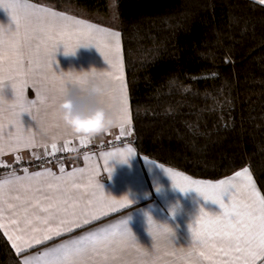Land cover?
I'll return each instance as SVG.
<instances>
[{
  "label": "crops",
  "instance_id": "0c3cea01",
  "mask_svg": "<svg viewBox=\"0 0 264 264\" xmlns=\"http://www.w3.org/2000/svg\"><path fill=\"white\" fill-rule=\"evenodd\" d=\"M252 1L261 4L259 0ZM16 2L20 0H0V95H3L0 96V183L14 180L15 177L22 179L5 185L0 193V230L12 250L19 255L20 263L23 264L27 259L32 261V264H49L55 259V249L62 245H71L82 236L122 220H128L127 227L135 237L134 246L131 242L123 243L99 252L88 248L82 254L74 255L75 264H216L219 260L227 259L214 256L210 249L192 241L191 225L200 216L199 210L219 214L222 212L219 204L206 201L203 193L194 190L180 191L176 182L163 171V168L172 167L136 152L131 140V123H123L119 81L112 78L115 91L111 107L117 115V123L111 130L89 139V142L83 145L79 137L69 136L53 140L40 133L35 122L24 112L28 108V99H34L38 93L41 94L49 88L55 89L57 82L53 79V69L58 72L67 71L69 68L87 70L90 66H95L97 69L106 70L110 67L107 61L115 58L114 45L105 33L77 34L71 26L64 27L69 22L58 18L25 20L21 10L16 11L20 18L17 27L16 21L12 19L13 12L7 7L8 4ZM28 2L85 20L99 28L118 31L108 25L67 11L56 10L43 3L31 0ZM41 28L44 32L40 31ZM48 36L52 39H48ZM120 49L123 61L121 38ZM122 75L126 85L124 62ZM121 126L124 128L123 134L120 131ZM53 143L57 144L56 151L72 152L79 148H86V151L68 157L63 164L52 163L27 168V172L25 169L11 170L17 165L31 163L53 152ZM128 148L133 150L131 154L126 151ZM107 153L114 155L107 156ZM245 167L247 166L235 172ZM61 168L64 173H61ZM47 170H51L53 175H47ZM77 170H83V173ZM37 172L44 175L35 177L33 174ZM73 172H77L75 177H69L68 174ZM235 172L214 180L182 173L193 179L217 183L233 177ZM250 173L252 175L251 170ZM57 177L63 179L57 180ZM253 180L264 196L254 177ZM179 183L183 184L182 181ZM49 184H59L60 187L52 189L48 187ZM73 184L79 187H73ZM101 197L105 199L102 201ZM108 198L120 201L127 198L128 203L124 207L117 205V210L105 207L107 215H100L96 220L89 217L88 224H84L81 218L80 227H73L72 231L62 229L59 236L52 233L51 239H42L46 229L55 228L60 219H71L73 213L81 216L85 208H99L107 203ZM222 200L225 204L231 203L227 193ZM89 201L92 203L89 204ZM52 204L56 207L49 208L47 212L41 210ZM57 208L66 209V213L57 212ZM50 214L52 218L45 224L44 220ZM148 215L158 222L168 223L175 232L172 238L169 239L156 230L149 234L146 223ZM196 227L200 225L197 224ZM33 236L41 238L42 243L31 241ZM16 237H23L25 241H30V245ZM46 252L51 255L44 256ZM189 252L191 255H188ZM201 252L204 256L200 255ZM209 256L212 258H205ZM256 264H264V258L257 259Z\"/></svg>",
  "mask_w": 264,
  "mask_h": 264
},
{
  "label": "trees",
  "instance_id": "16d2710c",
  "mask_svg": "<svg viewBox=\"0 0 264 264\" xmlns=\"http://www.w3.org/2000/svg\"><path fill=\"white\" fill-rule=\"evenodd\" d=\"M109 25L108 0H31ZM139 155L214 180L247 166L264 194V5L115 0ZM0 264H21L0 230Z\"/></svg>",
  "mask_w": 264,
  "mask_h": 264
},
{
  "label": "snow or ice",
  "instance_id": "6c2138e0",
  "mask_svg": "<svg viewBox=\"0 0 264 264\" xmlns=\"http://www.w3.org/2000/svg\"><path fill=\"white\" fill-rule=\"evenodd\" d=\"M259 2L264 5V0H259ZM7 7L12 10V19L16 21L17 27L19 26L20 18L16 15V11L21 10L25 20L34 18L39 21L45 18H58L61 21L69 22L65 24L64 27L71 26L77 34L90 35L92 33H105L110 37L114 45L113 50L115 52V58L114 60L107 61L111 69L109 75H111L114 80L120 82V103L124 113L123 123H131L127 87L123 83V61L120 56V33L118 31H109L105 28H99L85 20L75 19L62 13H57L50 8L37 7L29 3L28 0H20V2L11 3L8 4ZM40 31L44 32V29L41 28ZM48 39H52V37L48 36ZM38 49L39 44L37 45V50ZM115 73L119 74L114 75ZM39 98L40 94L38 93L37 99ZM120 131L121 134H123L124 128L122 126L120 127ZM79 139L82 145L89 142V138L85 136H81ZM28 142L30 143L31 141ZM52 149L53 152L57 150L56 143L52 144ZM126 151L131 154L133 150L128 148ZM106 155L112 156L114 154L107 153ZM87 159L88 157L86 156L85 160ZM60 171L64 173L63 168H61ZM77 171L81 174L83 173V170ZM163 171L176 182V187H178L180 191L188 192L189 190H194L197 193H203L206 201L219 204L222 209V212L219 214H209L204 212L203 209H200V216L197 217L194 224L191 225L192 241L194 244L210 249L214 256H223L227 258L217 261L216 264H256L257 259L264 258V196H262L257 189L248 167L235 172L233 177L227 180L222 179L217 183L193 179L172 168H163ZM25 172H27V169H25ZM76 174L77 172H73L68 175L74 178ZM33 175L35 177H40L44 175V173L37 172ZM47 175H53L51 170H47ZM21 179V177H15L14 180H6L0 183V193H2L5 185L18 182ZM56 179L62 180L63 177H57ZM179 181H182L183 184H180ZM48 187L57 189L60 185L49 184ZM73 187H79V185L73 184ZM97 187L99 186L97 185ZM226 193L231 200L230 204H225L222 200V197ZM104 199V197H101L102 201ZM37 203H39V201H37ZM62 203L66 204L67 201H62ZM91 203L92 202L89 201V204ZM127 203V198L123 201L108 198L107 203L99 208H85L81 216H77L73 213L71 219H60L55 228L48 227L46 229V233L42 239H51L52 233L59 236L62 229L72 231L73 227H80L81 218H83L84 224H88L90 223L89 217L91 220H96L100 218V215H107V212L104 211L105 207L111 210H117V205L124 207ZM54 207H56V205L52 204L49 205L48 208H42L41 210L47 212L49 208ZM25 211L27 210L25 209ZM0 212H2V210H0ZM57 212L66 213V209L57 208ZM51 218L52 216L50 214L49 217L45 218L44 223L47 224L48 220ZM147 221L150 225L153 224L151 216H147ZM197 224H199L200 227H196ZM127 225L128 220H122L115 225L82 236L79 240L73 241L71 245H62L54 250L55 259L49 262V264H75L73 259L74 255H80L88 248L99 252L107 251L113 246H118L123 243L131 242L134 246L135 237L132 236L131 230ZM0 227H2V225H0ZM154 230L155 229L152 228L150 232ZM16 239L29 243L30 245V241H25L23 237H16ZM42 239L35 236L31 237V241H34L36 244L42 243ZM49 255H51V253H44V256ZM188 255H191V252H189ZM200 255L204 256V253L201 252ZM205 258L211 259L212 257L209 256ZM23 264H32V261L26 259Z\"/></svg>",
  "mask_w": 264,
  "mask_h": 264
},
{
  "label": "clouds",
  "instance_id": "9594fccd",
  "mask_svg": "<svg viewBox=\"0 0 264 264\" xmlns=\"http://www.w3.org/2000/svg\"><path fill=\"white\" fill-rule=\"evenodd\" d=\"M110 71V67L101 70L95 66L87 70L69 68L58 72L53 69V79L57 82L55 89L42 92L39 99L36 96L28 99L24 113L31 117L43 136L53 140L69 136L94 139L117 123V115L111 107L115 89ZM151 218L153 224L150 225L146 216L148 233L154 228L171 239L175 233L173 228L166 222Z\"/></svg>",
  "mask_w": 264,
  "mask_h": 264
},
{
  "label": "built area",
  "instance_id": "2783aa9c",
  "mask_svg": "<svg viewBox=\"0 0 264 264\" xmlns=\"http://www.w3.org/2000/svg\"><path fill=\"white\" fill-rule=\"evenodd\" d=\"M85 151L86 148H79L78 150H73L72 152H63V151L50 152L44 155L43 157L34 160L31 163L17 165L11 170H24L27 168H32V167L35 168L38 166L49 165L52 163L63 164L68 157L77 156L78 154H81Z\"/></svg>",
  "mask_w": 264,
  "mask_h": 264
},
{
  "label": "rangeland",
  "instance_id": "374dc122",
  "mask_svg": "<svg viewBox=\"0 0 264 264\" xmlns=\"http://www.w3.org/2000/svg\"><path fill=\"white\" fill-rule=\"evenodd\" d=\"M108 5H109V17H108L109 25L108 26L115 28L116 24L118 22V14H117L115 0H108ZM81 17H83V16H81ZM84 18H86V17H84Z\"/></svg>",
  "mask_w": 264,
  "mask_h": 264
}]
</instances>
